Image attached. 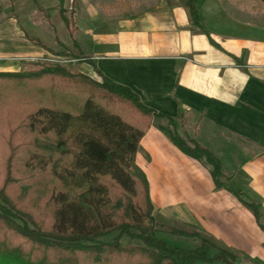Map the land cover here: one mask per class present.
Returning a JSON list of instances; mask_svg holds the SVG:
<instances>
[{
	"label": "crops",
	"instance_id": "crops-1",
	"mask_svg": "<svg viewBox=\"0 0 264 264\" xmlns=\"http://www.w3.org/2000/svg\"><path fill=\"white\" fill-rule=\"evenodd\" d=\"M150 1L141 9L127 4V10L116 11L76 1L74 46L59 13L60 0H16L25 4L31 31L23 29L17 14L0 24V70L20 71L18 59L50 58L23 32L39 40L52 34L50 45L41 40L50 50L65 46V52L90 57V64L80 62L75 69L95 79L101 72L173 118L178 132L209 149L230 177L228 185L259 203L264 216V2L196 0L206 34L189 22L182 0ZM63 8L70 15V0H63ZM163 120L152 119L135 154L158 224L193 230L238 257L264 262V232L250 210L215 187L203 159H192L169 140L159 128ZM167 235L194 246L158 228L157 236Z\"/></svg>",
	"mask_w": 264,
	"mask_h": 264
},
{
	"label": "trees",
	"instance_id": "trees-1",
	"mask_svg": "<svg viewBox=\"0 0 264 264\" xmlns=\"http://www.w3.org/2000/svg\"><path fill=\"white\" fill-rule=\"evenodd\" d=\"M182 4L189 22L207 34L196 0ZM72 8L67 15L60 0V16L77 46ZM23 37L51 52L38 38ZM79 55L78 61L91 63ZM32 65L0 70V264H238L236 253L195 232L170 230L197 237L192 248L157 236L148 181L135 162L152 119L166 118L171 128L160 130L184 154L203 159L215 187L234 195L264 232L259 203L228 185L209 149L101 72L96 80L58 62Z\"/></svg>",
	"mask_w": 264,
	"mask_h": 264
},
{
	"label": "rangeland",
	"instance_id": "rangeland-1",
	"mask_svg": "<svg viewBox=\"0 0 264 264\" xmlns=\"http://www.w3.org/2000/svg\"><path fill=\"white\" fill-rule=\"evenodd\" d=\"M78 1V0H76ZM75 1V4L72 6V0H70V9L75 6H77V3ZM83 1L86 2H90L92 5H94L96 7V9H99L102 11H109V10H118V8L120 9H126V5L127 4H134L136 6V9H141L142 7L144 8L146 3L151 2L150 0H79L80 4H82ZM32 2V1H31ZM16 3V0H0V24L5 21L9 16L11 15H18V18L21 19V22L23 24V29H25L26 31H28L30 33L31 28H30V22L28 21V19H26V16L24 15L25 10V4L19 6L16 3V6L14 5ZM23 7V8H22ZM127 10V9H126ZM16 15V17H17ZM37 15L40 16V13L37 12ZM33 17V16H32ZM16 34L18 37H22L18 31V29L16 30ZM60 35V37L64 40L67 39L63 33H58ZM65 37V38H63ZM23 38V37H22ZM41 40H43L45 43H47L48 45H50L52 43V41H54L53 35L52 34H48L47 36H44V38H42ZM16 46L19 47V43L16 42ZM72 44L70 42V49H72ZM66 47H59L58 51H54L51 50L50 54L48 55L50 58L48 59H41V60H47V61H52V62H58L59 64L62 65H66V66H72L74 67V65H76L77 63H80L81 61H78V57L80 56L79 54L74 55L72 53V51L70 52H65L66 51ZM3 54H0V59L2 60ZM40 61L39 59H33V60H29V59H23V60H17L16 62H18V64H20V68H22L20 71L23 70H27V69H31L34 66L32 65L33 63ZM75 68V67H74ZM95 79V78H94ZM101 78H96V80H100ZM181 123L179 122V125H183L180 129L181 132H184L185 128H184V119L180 120ZM164 123V126L171 128V126L168 124V122H166V120L162 121ZM186 126V125H185ZM185 133V132H184ZM186 134V133H185ZM229 183V182H228ZM156 220V219H155ZM158 224V223H157ZM157 228H163V230H171V229H176L173 227H170L168 225H166L165 227H161L159 224L157 226ZM182 230V229H179ZM184 232H195L193 230H182ZM198 234V232H196ZM115 235V233H113L111 236L107 237L108 240L112 239V237ZM200 235V234H199ZM201 236V235H200ZM186 238L188 241H191L194 245L199 243V239L195 236H181ZM163 240H165L167 243H169L170 245H178V246H182V247H186V248H192L193 246H191L190 243H183L181 242V240L177 239L176 237H167L164 238ZM238 264H264V262L258 263V262H254V260L245 257V256H241L238 257Z\"/></svg>",
	"mask_w": 264,
	"mask_h": 264
}]
</instances>
